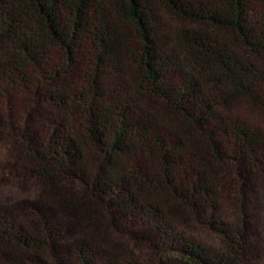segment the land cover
I'll list each match as a JSON object with an SVG mask.
<instances>
[{"label":"trees","instance_id":"trees-1","mask_svg":"<svg viewBox=\"0 0 264 264\" xmlns=\"http://www.w3.org/2000/svg\"><path fill=\"white\" fill-rule=\"evenodd\" d=\"M163 10L196 27H169ZM123 22L138 28V55ZM239 44L264 55V0H0V108L18 86L66 76L80 50L94 46L88 87L53 98L58 119L48 137L30 147L36 175L87 177L123 215L146 223L156 257L246 264L229 226L220 230V250L180 229L188 211L222 221L218 164L245 173L264 169V129L235 114L249 105L264 115V68L242 57ZM52 49L62 53L61 65L53 66ZM130 57L137 85L114 101L103 83L109 69ZM174 68L183 76L178 82L170 79ZM42 232L18 216L0 215V264H21L29 251L43 250ZM73 251L77 264H143L94 260L84 244Z\"/></svg>","mask_w":264,"mask_h":264},{"label":"rangeland","instance_id":"rangeland-1","mask_svg":"<svg viewBox=\"0 0 264 264\" xmlns=\"http://www.w3.org/2000/svg\"><path fill=\"white\" fill-rule=\"evenodd\" d=\"M162 14L164 23L171 28L196 27L165 10ZM120 26L130 49L138 55L142 41L138 28L129 22ZM237 51L264 68V55L243 44L237 45ZM96 55L94 46L82 48L77 63L66 76L57 81H44L46 84L18 86L0 108V215L10 213L18 216L30 230L44 231L43 250L29 251V258L21 264H35L30 258L34 256H40L45 264H77L73 249L78 244L86 245L94 260L97 259L94 256L99 255L116 261L135 259L143 264H180L167 261L163 256L156 257L146 237V223L141 218L123 215L114 206L115 200L109 203L94 191L87 177L40 178L33 170L35 160L30 147L48 137L54 120L58 119L59 108L53 98L88 87L96 70ZM50 57L53 66L61 65L59 50L52 49ZM135 61L130 57L116 70L109 69L103 84L111 91L114 101L135 89L139 79ZM170 74L174 82L183 78L178 68L172 69ZM52 90L55 93H51ZM235 114L264 129V115L253 107L242 105ZM217 169L222 181V221L210 214L188 211L184 212V225L180 229L189 240L217 250L225 248L220 230L232 229V237L245 263L264 264V169L245 173L239 166L223 163L218 164Z\"/></svg>","mask_w":264,"mask_h":264}]
</instances>
